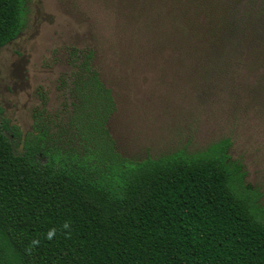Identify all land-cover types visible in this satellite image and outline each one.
Instances as JSON below:
<instances>
[{"label": "rangeland", "instance_id": "obj_1", "mask_svg": "<svg viewBox=\"0 0 264 264\" xmlns=\"http://www.w3.org/2000/svg\"><path fill=\"white\" fill-rule=\"evenodd\" d=\"M23 2V29L0 50V113L16 154L41 128L76 133L75 57L91 53L120 156L191 155L228 139L264 209V15L253 21L263 0Z\"/></svg>", "mask_w": 264, "mask_h": 264}, {"label": "trees", "instance_id": "obj_2", "mask_svg": "<svg viewBox=\"0 0 264 264\" xmlns=\"http://www.w3.org/2000/svg\"><path fill=\"white\" fill-rule=\"evenodd\" d=\"M23 24V0H0V50ZM75 60L73 136L41 128L19 155L0 113V264H264V209L230 141L123 158L107 129L111 92L91 53Z\"/></svg>", "mask_w": 264, "mask_h": 264}]
</instances>
